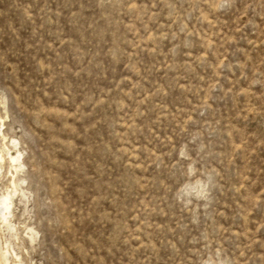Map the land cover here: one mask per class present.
<instances>
[{
  "label": "rangeland",
  "instance_id": "rangeland-1",
  "mask_svg": "<svg viewBox=\"0 0 264 264\" xmlns=\"http://www.w3.org/2000/svg\"><path fill=\"white\" fill-rule=\"evenodd\" d=\"M0 157V264H264V0H0Z\"/></svg>",
  "mask_w": 264,
  "mask_h": 264
},
{
  "label": "bare ground",
  "instance_id": "bare-ground-1",
  "mask_svg": "<svg viewBox=\"0 0 264 264\" xmlns=\"http://www.w3.org/2000/svg\"><path fill=\"white\" fill-rule=\"evenodd\" d=\"M1 161L3 162V158L0 157ZM12 163H18L19 157H11ZM12 207V201L10 196H6L4 199L0 200V219L6 223L9 216V211ZM5 255H3L4 257ZM0 261H1V253H0ZM4 261V260H3Z\"/></svg>",
  "mask_w": 264,
  "mask_h": 264
}]
</instances>
